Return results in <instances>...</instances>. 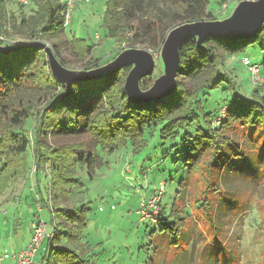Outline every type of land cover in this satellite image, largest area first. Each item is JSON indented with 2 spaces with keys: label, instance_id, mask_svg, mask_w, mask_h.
Instances as JSON below:
<instances>
[{
  "label": "trees",
  "instance_id": "1",
  "mask_svg": "<svg viewBox=\"0 0 264 264\" xmlns=\"http://www.w3.org/2000/svg\"><path fill=\"white\" fill-rule=\"evenodd\" d=\"M28 1L34 6L32 12L22 14L18 24L12 19L11 24L13 15L7 12L6 0H0V44L7 38L8 30L38 39L18 41L13 45L47 41L61 64L67 66L59 53V42L50 41L58 38L69 23H63L67 0H26L21 5ZM211 2L217 8L209 9ZM227 3L228 0H106L103 25L107 30L106 36L115 40L124 36L129 44L127 47L145 42L159 49L174 26L206 18L217 19L213 11L226 9ZM226 11V15L229 14L230 8ZM66 41L70 54L83 58L81 69L85 70L106 63L127 48L120 47L114 55L100 61L92 56L94 43L89 45L85 38L75 35ZM248 43L264 49V22L255 35L246 38L207 37L199 45L194 38L187 40L179 49L174 91L152 102L128 100L124 82L130 66L121 67L101 78L73 82L62 95L65 86L51 75L42 48L29 45L3 53L0 62V199L14 179L24 177L29 158L34 166L30 174L33 190L30 188L29 194L38 202V209L42 206L48 208L51 224L48 228L44 222L46 235L36 250L39 251L44 241L38 255L40 264L87 263L83 258L88 256V252L76 250L89 208L85 204L77 206L78 201L72 206L65 202L72 193V187L80 183L79 173L85 168L91 178L95 168L101 165L98 149L106 152L132 144L134 151L138 152L147 145L146 134L154 133L159 138L173 137L171 148L178 145L183 148L182 162L186 174L177 183L170 211L166 214L161 202L167 179L171 176L161 180L164 186L157 212L143 219L157 223L162 237L172 233L175 239L179 238L178 222L183 220L180 213H186L188 186L194 167L205 151L214 155L218 168L227 165L246 175H259L242 152L239 139L234 137L243 136L259 145L264 158V81L258 82L260 87L253 84L251 91L240 93L236 91L234 78L228 76V70L218 66L219 51L236 53ZM252 64L259 66L258 75L264 80V65ZM147 77L139 82L142 89L151 85ZM213 88L229 89L235 93L225 102L213 106L208 104ZM33 116L29 138L22 125ZM243 127L248 128L247 131L241 130ZM165 161L162 159L154 167L160 170ZM176 161L175 158L170 160L172 164ZM46 176L49 180L42 182ZM27 193L23 196L27 197ZM57 200H62V204L54 203ZM226 203L230 208L235 204L231 200ZM202 206L203 200L197 207ZM30 223V237L25 246L32 235Z\"/></svg>",
  "mask_w": 264,
  "mask_h": 264
},
{
  "label": "rangeland",
  "instance_id": "2",
  "mask_svg": "<svg viewBox=\"0 0 264 264\" xmlns=\"http://www.w3.org/2000/svg\"><path fill=\"white\" fill-rule=\"evenodd\" d=\"M236 2L235 0H228L226 9L230 8L231 11ZM105 6L106 0H74V6L70 8L68 25L63 28L58 38L50 40L51 42H59V53L67 62L66 67L81 69L84 65L83 58L70 54L66 40L72 35L85 38L89 45L96 43V50L94 49L92 56L100 61L114 55L116 49L129 45L124 36H118L117 40L106 36L107 30L103 25ZM32 7L34 6L29 1L21 5L19 0H6L7 12L9 15H13L11 24L12 19H15L16 24H18L21 15L30 14ZM211 7L217 8L213 5V2L210 3L209 9ZM226 9L218 11L215 9L213 11L216 14L215 17L220 19L227 16ZM206 19L214 20L212 18ZM6 36L4 42L9 44L18 41H30L31 39L38 40L33 37H24V34H17L11 30H8ZM95 37L100 38L97 40ZM45 42L47 43V41ZM134 46L150 51L155 57V67L152 74L147 77V81L150 80L149 84H152L153 78L158 77L162 72V64L158 57L160 48L150 47L145 42L136 43ZM218 54L220 55L218 66L227 69L228 76L234 78L237 92H249L254 86L260 87L258 82L264 80L261 78L254 79L248 65L242 61L243 56H245L250 64L259 63L263 66L264 49L260 48L259 45L248 43L243 45L241 50L236 53L225 54L219 51ZM178 79L182 80L181 77H178ZM234 93L235 91L229 89L213 88L209 93L208 104L215 106L223 103ZM33 124L34 116L22 125V130L29 138ZM188 129L191 130V128ZM247 129L243 127L241 130L247 131ZM180 132L182 133V129ZM172 138H159L156 133L154 135L146 134L147 145L143 146V149L138 152L134 151L132 144L106 152L98 149V155L102 159V163L95 168L92 177L88 176L85 168L84 171L79 173L80 183L72 187V193L65 203L72 206L73 203L76 204L78 201L77 206L85 204L89 208L87 210L86 225L76 250V252H88V256L83 258L87 261L84 264H164L166 248L168 247L167 242L170 237L173 240L175 238L172 233L165 237L160 236L158 232L159 225L150 221H143L141 216H144V219L150 217H145L148 215L146 211L140 215L138 210L141 207V202L149 198L154 189L159 187L160 181L171 176V179H167L161 202L165 213L168 214L170 211L175 192L178 189L177 183L186 174L182 162L184 158L183 148L180 145L171 148ZM56 141L60 140L56 139ZM208 153V151H205L201 154V159ZM173 158L177 159L176 164L170 162ZM162 159L166 161L163 165H160V170H157V167L154 166ZM201 159L197 162V165ZM28 165L29 167L27 166L24 173L25 178L20 176L14 179L9 187L5 189L0 199V254L6 255L1 264H16L15 259L11 256L17 253L18 248L21 247L20 245L27 242L30 234L28 226L35 214L36 217H39L48 225V228L51 225L48 208L42 206L38 210V202L29 194L32 189L30 174L34 169L29 158ZM197 165L194 167V172ZM46 175L48 174L46 173ZM249 176L254 180L259 177L256 173L253 176L250 173ZM48 180L46 176L43 177L42 182ZM104 181H107V183H103ZM26 192H28L27 197L23 196ZM54 203L62 204V200H57ZM233 208L243 214L244 209L242 206L235 203ZM18 221H20L19 225L22 227L20 232L16 230ZM40 251L34 255V260L38 258ZM210 254L218 261V264H232L231 257L224 252L219 243L211 248Z\"/></svg>",
  "mask_w": 264,
  "mask_h": 264
},
{
  "label": "clouds",
  "instance_id": "3",
  "mask_svg": "<svg viewBox=\"0 0 264 264\" xmlns=\"http://www.w3.org/2000/svg\"><path fill=\"white\" fill-rule=\"evenodd\" d=\"M234 139H239L258 179L227 165L218 168L214 155L206 154L188 186L179 238H169L164 264H218L210 254L216 243L232 264H264V158L259 145L243 136ZM201 200L203 206L197 207ZM228 200L242 206L243 214L230 208Z\"/></svg>",
  "mask_w": 264,
  "mask_h": 264
},
{
  "label": "water",
  "instance_id": "4",
  "mask_svg": "<svg viewBox=\"0 0 264 264\" xmlns=\"http://www.w3.org/2000/svg\"><path fill=\"white\" fill-rule=\"evenodd\" d=\"M264 22V0H239L227 16L214 20L183 22L174 26L166 35L160 50L161 74L147 88L139 85L141 78L151 75L156 64L155 57L143 48L127 47L112 59L91 69H74L61 64L52 48L45 41L13 45L0 44L3 53L35 45L46 53L50 72L55 80L65 86L64 95L76 81L92 80L107 76L117 69L130 66L124 82L127 98L131 102H152L170 95L176 87L179 66V49L187 40L194 38L201 44L207 37L216 39H240L255 35Z\"/></svg>",
  "mask_w": 264,
  "mask_h": 264
},
{
  "label": "built area",
  "instance_id": "5",
  "mask_svg": "<svg viewBox=\"0 0 264 264\" xmlns=\"http://www.w3.org/2000/svg\"><path fill=\"white\" fill-rule=\"evenodd\" d=\"M20 2H26V0H19ZM74 6V0H67L66 9L63 15V23L66 25L70 18V8ZM225 7V6H224ZM243 63L248 65L251 70L252 76L254 79L260 78L258 75V65L250 64L248 58L243 57ZM158 188H155L153 194L149 196L145 201L141 202V207L139 213H148L145 217H152L153 214L157 212L158 202L160 200L161 194L163 192L164 183L160 181ZM39 210V209H38ZM144 216H141L142 219ZM30 228L32 229V235L29 243L21 250H18L17 253L12 254V257L16 260V264H40L38 261L34 260V255L38 249L41 240L46 235V224L39 217H34L31 220ZM6 255L0 254V264L2 259Z\"/></svg>",
  "mask_w": 264,
  "mask_h": 264
},
{
  "label": "crops",
  "instance_id": "6",
  "mask_svg": "<svg viewBox=\"0 0 264 264\" xmlns=\"http://www.w3.org/2000/svg\"><path fill=\"white\" fill-rule=\"evenodd\" d=\"M100 38V37H99ZM99 38H96L97 40L99 39ZM94 44H96V43H94ZM96 48V45L94 46V49ZM96 50V49H95ZM94 51V50H93ZM19 222L20 221H18L17 222V224H16V230L18 231V232H20L21 230L20 229H22V227H21V225H19ZM28 231L30 232V229H29V226H28ZM29 237H30V234H29ZM29 237L27 238V242H28V240H29ZM26 242V243H27ZM26 243H24V245H20L21 247H19V248H22L23 246H25V244ZM43 244H41V246H40V248H39V250H41V249H43ZM18 248V249H19ZM37 253V252H36ZM6 257V256H5ZM12 257V256H11ZM13 258V257H12ZM14 259V258H13ZM36 261H38V258L37 259H35ZM16 261V260H15ZM13 262H14V260H13Z\"/></svg>",
  "mask_w": 264,
  "mask_h": 264
},
{
  "label": "snow or ice",
  "instance_id": "7",
  "mask_svg": "<svg viewBox=\"0 0 264 264\" xmlns=\"http://www.w3.org/2000/svg\"><path fill=\"white\" fill-rule=\"evenodd\" d=\"M23 55V53H21ZM3 59V49H0V62H2ZM103 183H107V181H104Z\"/></svg>",
  "mask_w": 264,
  "mask_h": 264
}]
</instances>
